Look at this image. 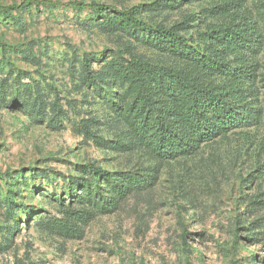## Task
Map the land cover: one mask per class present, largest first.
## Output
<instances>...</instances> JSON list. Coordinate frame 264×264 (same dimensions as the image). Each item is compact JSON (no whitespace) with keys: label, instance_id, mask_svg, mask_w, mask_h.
Here are the masks:
<instances>
[{"label":"rangeland","instance_id":"obj_1","mask_svg":"<svg viewBox=\"0 0 264 264\" xmlns=\"http://www.w3.org/2000/svg\"><path fill=\"white\" fill-rule=\"evenodd\" d=\"M24 1L0 0L20 5L0 15V264H264V0H231L226 14L221 0H48L28 10ZM136 5L143 24L172 28L204 55L216 26L253 23L245 125L173 159L138 143L120 113L132 96L114 69L139 60L208 87L227 78L108 23ZM91 168L106 175L100 195L111 194L109 176L143 184L101 213L79 185Z\"/></svg>","mask_w":264,"mask_h":264},{"label":"trees","instance_id":"obj_2","mask_svg":"<svg viewBox=\"0 0 264 264\" xmlns=\"http://www.w3.org/2000/svg\"><path fill=\"white\" fill-rule=\"evenodd\" d=\"M165 1L167 3L170 0ZM173 1L180 3L184 0ZM23 3H26L27 10L32 3L54 4L48 0H25ZM230 3L231 0H221L217 5L222 8L220 14L227 13ZM65 5L78 10L89 9L94 13H107L111 9V6L103 4L77 1H68ZM19 6L0 5V15L6 17L9 15V8ZM141 8V5H136L127 10L113 12L108 23L114 29H133L135 36L140 31L146 32V39H150L155 47L188 61L193 67L211 71L209 73H220L227 80L222 85L208 87L187 74L139 60L114 69V73L127 83L128 93L132 96L130 102L120 107V113L127 120L138 143L148 147L159 159H173L179 155L192 154L202 143L245 125L252 111L243 82V69L248 67L243 53L250 51L257 41L258 34L253 23H246L243 28L224 25L211 30V40L218 41V47L216 45L210 51L212 57L211 54L204 55L187 46L185 39L174 33L172 28H151L143 24L136 18ZM227 55H233L239 66L233 68L226 63L224 56ZM83 65L89 74V63ZM90 171L89 178L79 185L90 204L101 213L109 212L115 200L124 198L136 185L140 187L143 184L137 174L121 175L120 178L109 176L105 179L111 194L104 196L98 194V187L99 181L106 175L98 168H91ZM69 187L72 190V186ZM92 188L97 190L92 193ZM77 197L80 199L81 196ZM57 199L60 201V197Z\"/></svg>","mask_w":264,"mask_h":264}]
</instances>
